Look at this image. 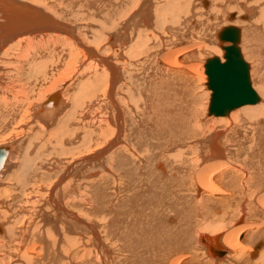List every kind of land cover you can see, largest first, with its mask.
Segmentation results:
<instances>
[{
    "label": "bare ground",
    "instance_id": "6f19581e",
    "mask_svg": "<svg viewBox=\"0 0 264 264\" xmlns=\"http://www.w3.org/2000/svg\"><path fill=\"white\" fill-rule=\"evenodd\" d=\"M23 1L0 0V264H264V0Z\"/></svg>",
    "mask_w": 264,
    "mask_h": 264
},
{
    "label": "rangeland",
    "instance_id": "374dc122",
    "mask_svg": "<svg viewBox=\"0 0 264 264\" xmlns=\"http://www.w3.org/2000/svg\"><path fill=\"white\" fill-rule=\"evenodd\" d=\"M15 1H18V2H21V1H23V0H15ZM45 1V0H44ZM52 4H56V5H54V10L55 11H57V12H60V11H64L66 14H70L72 11H74L75 9H79L80 8V5H77V6H75V7H73L71 4H69L68 3V1H64L62 4H60V3H57V2H54L53 0H49ZM86 1H88V0H86ZM197 1H199V0H193V2H195V5H196V3H198ZM22 3H24V4H32V3H30V1L29 0H26V1H23ZM194 4V3H193ZM34 5V4H33ZM35 6H37V5H35ZM34 6V7H35ZM82 7L84 6V3L81 5ZM196 8H198L201 12H202V18H204V17H207L208 15H211V14H207L206 15V12L207 11H209V9H210V7H209V5H200L199 3H198V5L196 6ZM40 10H42V9H40ZM43 11V10H42ZM44 12V11H43ZM80 13H82L81 11H80ZM224 23L226 24L227 23V21H226V19L224 18ZM73 24V23H72ZM223 26V24L221 25V26H219V27H217L216 28V30L217 29H219L220 27H222ZM213 35H214V33H213ZM215 40V39H214ZM209 43V42H208ZM210 44H212V43H210ZM212 45H216V40H215V44L213 43ZM216 47V49H218V50H220L219 49V47H217V45L215 46ZM221 51V50H220ZM222 53V52H221ZM210 55L212 56H214V54H202L201 55V57H200V61H201V64H200V67L198 68V77H199V85H200V87H201V90H204V91H202L203 92V94H207V96L205 97L204 96V98H207V100L209 101V96H210V91H208L207 90V88H206V86H205V83H206V76H205V74H204V68H203V63H204V60L206 59V58H208V57H210ZM219 57V56H218ZM10 62H9V67H11V66H13L14 64L16 65V70L15 71H17L18 69H19V63H15V62H12V60L10 59L9 60ZM38 62H41V65H39V68H42V67H44V64H45V61H44V59H42V60H38ZM249 63H250V61H248ZM24 65H25V63H24ZM251 69H252V63H251ZM251 69H250V74H251V78H252V87H253V89L257 86L258 87V83H255L256 81L253 79L254 77H253V75H252V73H251ZM3 70L4 71H8V70H5L4 68H3ZM13 73V72H12ZM205 82V83H204ZM203 83V84H202ZM257 84V85H256ZM256 87V88H257ZM207 93H206V92ZM208 101H206V109H207V106H208ZM205 113H206V111H205ZM196 198V200H198V197L196 196L195 197ZM238 211V210H237ZM237 211L235 212V213H233L232 215H231V219H230V221H231V227L233 228L235 225H237L238 223H243V221L242 220H240V221H236L235 222V220H238V215H237ZM220 232V231H219ZM237 234L235 233V236H236ZM235 239H236V237H235ZM234 241V238H232V242ZM234 243H235V241H234ZM232 254V253H231ZM203 257H204V255L201 257V259H203ZM230 257V255L227 257V258H229ZM257 258V257H256ZM255 258V259H256ZM255 259H253V260H255ZM227 260V259H226ZM226 260H224L223 262H221V263H219V264H222V263H224ZM205 263L206 264H214L212 261H205ZM205 263H203V264H205Z\"/></svg>",
    "mask_w": 264,
    "mask_h": 264
},
{
    "label": "water",
    "instance_id": "95a60500",
    "mask_svg": "<svg viewBox=\"0 0 264 264\" xmlns=\"http://www.w3.org/2000/svg\"><path fill=\"white\" fill-rule=\"evenodd\" d=\"M229 30L230 29H228L226 31V33ZM232 33L233 32H230L231 35L229 34V35H227V37L229 39L235 40V35L232 34ZM232 51H235V50L233 49ZM229 52H231V51H229ZM236 52H238V51L236 50ZM239 57L240 56H238L236 53H234V55H232L229 59L227 58V61L224 64L219 63L218 60H210V61L207 62L208 63L207 64V71L209 72V75H210V78H209L210 87L212 88V90L215 93L218 94L220 91H222L223 86H221V85L230 80V79H226L224 76H228V74L230 73V69L231 68L233 69V71L235 70L239 74L242 72L243 69H242V66H241L240 59L238 61ZM227 88L228 87H226V89ZM227 90L229 91L230 95L232 93L233 94L235 93V89L234 88L233 89L229 88ZM236 92H239V94H241V92H242L243 94H241L240 96H244V97L248 96L247 91L244 88H242L241 90L236 91ZM244 97H242V98H244ZM243 103H245L244 99L243 100L238 99L236 101L234 100V101H230V102H226V99H225L224 101L220 102V105H228V107H229L230 105H237L238 106V105L243 104ZM223 107H225V106H223Z\"/></svg>",
    "mask_w": 264,
    "mask_h": 264
}]
</instances>
